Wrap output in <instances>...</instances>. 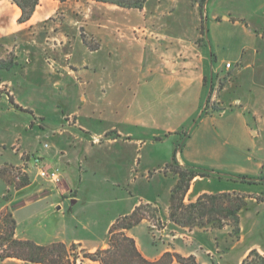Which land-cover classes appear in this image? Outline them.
Wrapping results in <instances>:
<instances>
[{
    "label": "crops",
    "instance_id": "obj_1",
    "mask_svg": "<svg viewBox=\"0 0 264 264\" xmlns=\"http://www.w3.org/2000/svg\"><path fill=\"white\" fill-rule=\"evenodd\" d=\"M195 2L184 6L200 11L202 0ZM111 7L118 9L115 19L105 13ZM135 10L94 0H39L30 19L18 22L20 9L0 0V59L9 57L0 65V165L18 166L29 179L6 199L8 185L0 178V211L11 208L17 239L73 245L79 254L71 264H100L82 252L106 248L111 224L135 206H167L171 184L164 170L176 132L187 125L175 161L221 173L195 177L185 200L253 193L264 184L230 175L255 177L264 165V0H206L201 26L208 46L191 61L182 58V44L169 49L164 36L158 43L129 34L128 20L119 16ZM239 61V70L224 68ZM183 65L189 70H179ZM219 77L225 109L203 111ZM9 138L10 147L18 143L10 155L3 143ZM35 156L59 171L58 182L38 175ZM109 191L111 200L103 196ZM246 216L240 215V237L230 244L227 228L198 232L195 243L173 249L152 244L146 221L126 233L149 260L175 251L199 264H241L251 250L264 255L261 228ZM0 264L41 263L11 257Z\"/></svg>",
    "mask_w": 264,
    "mask_h": 264
},
{
    "label": "trees",
    "instance_id": "obj_2",
    "mask_svg": "<svg viewBox=\"0 0 264 264\" xmlns=\"http://www.w3.org/2000/svg\"><path fill=\"white\" fill-rule=\"evenodd\" d=\"M19 9L18 22H25L30 19L39 0H11ZM64 1V0H59ZM102 3H109L123 8L141 9L147 0H94ZM203 1V0H202ZM201 5V2H200ZM204 29V26H201ZM212 90V87H211ZM211 94V92H210ZM210 97V95H209ZM207 108V105L205 109ZM204 109V110H205ZM193 121H195L193 119ZM176 148L172 153L173 171L177 174V180L171 188L170 201L168 205V218L175 224L182 227H212L221 228L231 224L238 234L239 211L244 207L245 201L241 194L235 192L203 193L196 200L185 203L184 196L189 189L191 180L195 177L210 176L212 173H221L213 169L197 165H179L175 161ZM213 171V172H212ZM264 165L257 176L241 174H230L234 179L245 183L264 181ZM28 184V176L21 173L18 187ZM149 204H139L125 215L119 216L111 224L107 232L108 246L97 249L92 253L85 252V256L100 264H171L177 261L181 264H199L192 255L187 257L175 252H164L159 258L149 260L138 250L135 240L127 235L126 231L139 224L146 218L139 214L142 207ZM4 226V228L2 227ZM16 222L10 212H0V259L17 258L24 261L37 262L41 264H71L69 248L62 242H53L42 245L32 240L17 239L14 237ZM4 229V232L3 230ZM254 251H251V253ZM256 264H264L261 258Z\"/></svg>",
    "mask_w": 264,
    "mask_h": 264
},
{
    "label": "rangeland",
    "instance_id": "obj_3",
    "mask_svg": "<svg viewBox=\"0 0 264 264\" xmlns=\"http://www.w3.org/2000/svg\"><path fill=\"white\" fill-rule=\"evenodd\" d=\"M187 0H156L152 5L146 7L145 9H136L134 12L136 15H130L126 12L127 15L121 14L119 16L120 20L126 19L127 27H129V34L132 36H149L152 41L160 42V36H164L167 39V45L169 49L175 47V42L178 44H182L183 52L181 53L182 58L187 61H191L195 59V56L199 55V53H205L207 43L205 42L203 27H201V20L203 23L207 22V12H206V0H203L200 5V11L198 6H195L192 10L187 9L186 5L184 6ZM196 3V0H193ZM198 1V0H197ZM115 9L111 7L106 13V15L114 17L115 19ZM139 10V11H138ZM132 12V11H131ZM139 19H142L139 21ZM122 25L123 22H122ZM122 29V33H123ZM90 46H94L91 41L88 42ZM203 55V54H202ZM9 61V57L7 59H0V65L5 64ZM212 65V62H211ZM224 68H228V70H239L241 68L240 61L236 64H231L230 62H225ZM179 70H189V67L183 65ZM222 84L221 77L218 78L216 85L214 86V91L211 94H214L212 98L211 94L203 107V111L207 105L208 111L219 113L222 112L225 107L219 106V96L218 94L219 88ZM216 90V91H215ZM217 99V100H216ZM229 106V105H228ZM190 130V125H187L185 128H182L180 131L176 132L178 134V138L175 139V144L173 146L176 148L177 146H181L182 141L185 138V135ZM112 135V131H110L107 136ZM95 141H99L100 139L95 138ZM3 143L6 145V151L8 155L12 154L11 150L14 152L18 151V143H15L12 147L10 144L12 143L11 138L3 140ZM1 153V152H0ZM173 153V151H172ZM28 157V153H23L21 155V161H25V158ZM138 160V159H137ZM23 161V162H24ZM138 162V161H137ZM22 169L18 166L3 163L0 165V178H2L8 185L5 192L2 194V198H8L12 195L15 190L21 188L18 187L19 178H21ZM166 176L168 177V183L170 185V189L167 196V206L165 205H154L152 203H140V204H149V206L142 207L139 210V214H143L146 218L142 219V221L147 222L148 233L146 236L150 239L152 244L158 246V249L168 248L173 249L176 245L185 246L194 242L193 236L197 235L198 232H211L214 229H220L217 227H212L211 225H206L204 227H182L174 222H172L168 218V205L170 201V193L171 188L175 184L177 180V174L173 171V161L172 158L170 162L167 164V168L164 170ZM264 173V171H262ZM259 175V174H258ZM198 177V176H197ZM192 181V180H191ZM29 183V179H28ZM26 186V185H25ZM24 187V186H23ZM255 192L253 193H240L244 197L245 205L239 211V221L240 215L245 216V220L248 224L251 225L252 221H255L258 226H260V230L258 231L259 237L262 239L264 244V218L262 214L264 213V184L259 185ZM217 193V192H216ZM113 193L109 191L106 194H103L104 197L111 198L113 197ZM184 202L188 203L189 201L185 200ZM255 208V209H254ZM1 211L10 212L12 214L11 208L5 206ZM0 211V212H1ZM13 216V215H12ZM15 220V219H14ZM140 222V223H141ZM139 223V224H140ZM138 225V224H137ZM136 226V225H135ZM239 231L238 234L233 229V225L227 224L221 228H227V236L226 239L229 241L228 243H233L238 240L241 234L240 231V223L238 224ZM4 228V226H2ZM16 227V226H15ZM4 232V229H2ZM195 243V242H194ZM1 251V248H0ZM251 251H254L251 253ZM248 255L242 260L241 264H256L261 261V258H264V255L257 250H251ZM175 252V251H169ZM70 258H75V255L79 254V250L74 246L69 250ZM177 253V252H175ZM84 257L85 252H82ZM187 257V256H185ZM89 258V257H87ZM195 259V258H194Z\"/></svg>",
    "mask_w": 264,
    "mask_h": 264
},
{
    "label": "built area",
    "instance_id": "obj_4",
    "mask_svg": "<svg viewBox=\"0 0 264 264\" xmlns=\"http://www.w3.org/2000/svg\"><path fill=\"white\" fill-rule=\"evenodd\" d=\"M44 145L47 146L46 143ZM33 166L36 168L40 177L52 182H58L60 180L59 171L55 168L46 167L40 156L33 157Z\"/></svg>",
    "mask_w": 264,
    "mask_h": 264
},
{
    "label": "water",
    "instance_id": "obj_5",
    "mask_svg": "<svg viewBox=\"0 0 264 264\" xmlns=\"http://www.w3.org/2000/svg\"><path fill=\"white\" fill-rule=\"evenodd\" d=\"M209 94H210V91L208 92V95H207V97H206V99H205V102L204 103H206V101H207V99H208V96H209ZM213 172V171H212Z\"/></svg>",
    "mask_w": 264,
    "mask_h": 264
}]
</instances>
